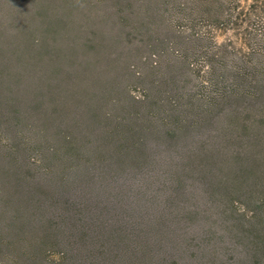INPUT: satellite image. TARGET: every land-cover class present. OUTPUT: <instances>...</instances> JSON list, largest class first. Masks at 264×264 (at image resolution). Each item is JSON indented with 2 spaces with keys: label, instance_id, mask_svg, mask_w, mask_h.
Here are the masks:
<instances>
[{
  "label": "trees",
  "instance_id": "obj_1",
  "mask_svg": "<svg viewBox=\"0 0 264 264\" xmlns=\"http://www.w3.org/2000/svg\"><path fill=\"white\" fill-rule=\"evenodd\" d=\"M47 2L66 27L108 6L117 33L81 57L83 31L42 48L50 25L26 83L0 73V264H264V52L193 30L227 2ZM116 90L139 110L108 112Z\"/></svg>",
  "mask_w": 264,
  "mask_h": 264
},
{
  "label": "rangeland",
  "instance_id": "obj_2",
  "mask_svg": "<svg viewBox=\"0 0 264 264\" xmlns=\"http://www.w3.org/2000/svg\"><path fill=\"white\" fill-rule=\"evenodd\" d=\"M222 1L227 3L222 6L207 8L206 13L196 20L202 27H194V32H206L212 42L218 45H228L235 51L239 50L247 53L250 50H256V54L262 55L261 51L264 52V0ZM99 7L94 11L77 8L72 14L74 16V24L66 27L65 22L59 23L57 10H52L47 0H0V73L10 72L12 78L17 80L22 78V82L26 83V79L31 76L27 70L30 71L34 64L36 50H41L34 41L42 35L44 37L50 25L51 32L49 33L48 43L44 44L42 48H58L63 45L64 35L70 33V36H80L78 32L83 31L81 40H77L78 38L74 39V41H80L79 56L82 57L84 54L89 56L91 54L95 58L98 55V50L103 45L110 43L111 39L109 41V37L117 33L115 28V24H117L116 13L110 12L108 6L101 5ZM242 11L244 15L239 16L238 14ZM104 13L106 15L114 14L111 22V19L109 20L108 16L105 17ZM228 20H231V23H228ZM188 25L191 26L187 22H180L177 25L175 31L179 33V36H182L180 39H184L183 37L186 35H192L193 32L188 29ZM203 26L205 27L203 28ZM250 33L256 34L258 40L246 45L245 36ZM156 54L158 55L155 60L160 61V54ZM92 56L90 57L92 58ZM3 83L5 87H3L2 91L0 89V94L1 99L5 100L11 92L6 79ZM106 92L103 93L106 94ZM108 94L110 96L104 95L99 98L103 99V105L107 106L108 112H111V114L115 113L114 117L121 115L123 109L134 112L139 110L136 105L131 107V102L124 99L120 91L116 90V92H109ZM142 94L143 92L140 89H135L134 87L130 96L142 99ZM99 95L102 96V94ZM112 99H117V104L114 103V105L113 102H109L113 101ZM91 100L92 98L88 99V97L81 99L83 101L82 106L85 109L84 107L81 109L80 115H86L87 117L92 115L89 110L90 106L86 108L89 102L91 104ZM112 105L114 106L111 107ZM261 157L264 159V154ZM256 173L259 174L258 179H256V185L264 190V169H256ZM253 175L254 173H252ZM9 236L15 237V239L18 238V234L14 232L9 233ZM54 258L57 259V257Z\"/></svg>",
  "mask_w": 264,
  "mask_h": 264
}]
</instances>
